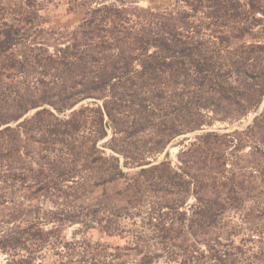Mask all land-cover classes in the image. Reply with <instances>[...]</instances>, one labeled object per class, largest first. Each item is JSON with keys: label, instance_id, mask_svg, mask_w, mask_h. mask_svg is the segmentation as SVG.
<instances>
[{"label": "trees", "instance_id": "trees-1", "mask_svg": "<svg viewBox=\"0 0 264 264\" xmlns=\"http://www.w3.org/2000/svg\"><path fill=\"white\" fill-rule=\"evenodd\" d=\"M174 7L85 0L62 34L0 8V264L264 261V0Z\"/></svg>", "mask_w": 264, "mask_h": 264}, {"label": "rangeland", "instance_id": "rangeland-1", "mask_svg": "<svg viewBox=\"0 0 264 264\" xmlns=\"http://www.w3.org/2000/svg\"><path fill=\"white\" fill-rule=\"evenodd\" d=\"M27 1L28 0H0V8H4L6 10L5 11L6 15L3 19L4 22L7 23L11 22L10 20L12 19L13 16H15L12 13V11L14 10L20 9L22 10V12L25 13H30L36 10V14L39 18L37 20L41 22V26L43 28L59 30L62 34L64 32L72 31L77 27L82 17V4L84 3L85 0H36L34 8L28 6ZM98 2H104L105 4H109V3H113L114 0H98ZM125 3L131 4L133 6L142 9L152 8L153 11H158V12L170 11L176 9L175 8L176 6L174 7L175 0H125ZM255 113H249L247 116L242 117L238 121L231 123L216 122L213 126L209 128L206 127L205 131H215L218 132L219 134H232L235 131L241 132L252 123L253 119L256 117V116L254 117ZM195 135H200V133L186 135L185 138H187V141L184 142V145L191 142L194 139ZM182 139L183 136L172 142L170 145H168L165 152L157 157V160L158 161L162 160L165 156V153H168L169 158L173 161V163H175L176 154L182 148V145H179V142ZM107 140H108V136L104 140L99 141V143L101 144ZM231 149L232 146L228 148V151H231ZM106 152L108 154V150H106ZM248 152H249V147L247 146L241 153H239V155L243 156L248 154ZM243 161L241 162V165H244L247 162H251V158L245 157L243 158ZM260 161L264 166V158H260ZM249 186H251V184L246 183V187L249 188ZM95 195L96 197L97 196L104 197V199H106V202L104 203L105 208H108V195H113L110 188H107L104 192L100 188L96 189ZM192 202L193 199H189L188 204H191ZM235 216L236 215H234V218L236 220ZM261 218L264 219V215H262ZM254 222L257 223L258 221H254ZM77 229H80L79 225L69 226L64 229L63 235L68 240L70 239L72 233ZM85 236H87V238H90L93 243L101 242V243H105L106 245L109 244L111 247L114 246L123 247L125 245L124 239L120 237L108 238L107 236L98 233L96 230H92L88 232L87 234H85ZM247 236H250L249 232L242 230L237 233V237H235V242L238 243L241 238L246 239ZM159 264H164V263L161 262ZM256 264H264V261H256Z\"/></svg>", "mask_w": 264, "mask_h": 264}, {"label": "water", "instance_id": "water-1", "mask_svg": "<svg viewBox=\"0 0 264 264\" xmlns=\"http://www.w3.org/2000/svg\"><path fill=\"white\" fill-rule=\"evenodd\" d=\"M260 109L254 114V117L257 116L260 113V111H261ZM197 133H200V132H197Z\"/></svg>", "mask_w": 264, "mask_h": 264}]
</instances>
